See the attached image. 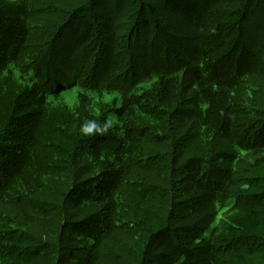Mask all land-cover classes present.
<instances>
[{
  "label": "trees",
  "instance_id": "obj_1",
  "mask_svg": "<svg viewBox=\"0 0 264 264\" xmlns=\"http://www.w3.org/2000/svg\"><path fill=\"white\" fill-rule=\"evenodd\" d=\"M42 1L0 0V264H34L45 249L50 264H59L67 233L78 244L65 261L98 264L102 245L120 232L135 250L125 247L130 264H264V90L253 80L264 78V42L256 52L244 42L248 0L231 9L229 0H165L167 11L194 29L199 53L175 69L165 59V70L128 88L123 77L113 78L116 67L122 68L113 58L110 72L98 71L94 82L93 73L86 76L107 54L92 22L85 21L82 31L97 39L90 67L88 60L74 57L63 78L50 72L48 55H28L45 33L37 18L46 8L37 14L35 7ZM53 36L56 43L60 33ZM51 74L57 87L50 86ZM76 85L83 91L75 112L62 103L49 104L50 95L59 100L54 94ZM89 89L121 91L119 106L100 103L96 117ZM109 115L120 123L107 135L79 133L85 119H99L102 127ZM190 124L204 153L212 154L210 161L206 154L207 161L191 168L184 162V138L192 129L182 131ZM218 145L226 150H216ZM184 169L196 178L193 185L213 196L212 219L192 230L201 252L178 242L155 254L154 246L170 236L178 218L179 195H187L182 193ZM153 171L164 178L152 181ZM145 180L152 187L171 185L177 197L165 201V193L160 204L153 202L154 190L144 188ZM40 197L43 210L36 211ZM64 205L80 213L94 211L65 221L57 213ZM52 213L57 214L51 219ZM40 218L46 222L42 242L32 236Z\"/></svg>",
  "mask_w": 264,
  "mask_h": 264
},
{
  "label": "rangeland",
  "instance_id": "obj_2",
  "mask_svg": "<svg viewBox=\"0 0 264 264\" xmlns=\"http://www.w3.org/2000/svg\"><path fill=\"white\" fill-rule=\"evenodd\" d=\"M229 1L233 3L232 6L228 7L229 9L238 6L237 2L239 0ZM248 2L247 21L243 26L242 35L246 47L256 52L257 48L264 42V0H248ZM37 3H39L38 0ZM35 7L37 14L40 12L39 9L46 8L44 12H41L42 14L46 13L44 15H39L37 18L38 24H44V28L41 30L43 32L45 31V33L41 43L35 44V46L29 50L28 55H33L34 52L41 58H46L48 55L47 57L50 59L52 69L50 72L56 74L58 77L64 75L63 78H65V76H68L70 72L67 68V64L70 63V59L72 60L74 57L78 58V61L88 60L85 66H91V59L98 44L95 36L92 34L86 36V33H82L86 25L85 21L94 23V27L98 26L100 29L99 37L105 40L107 48V54L104 53V62H99L95 70L88 69L85 71L86 76L91 73L94 74L90 82H94L95 79H97L98 71H101V73L105 71L110 72L109 69L112 67L111 58L114 60L113 63L117 62L115 63L116 65H122V68H120L119 65L118 68L116 67L114 70L116 75L113 78L117 79L123 77L124 82L122 83L128 88V86L134 84L139 79H144L145 76L152 73H160L165 70L167 66L175 69L177 64L181 63V61L183 64L192 63L193 59H195L199 53L197 40H195L194 35H192L194 29L189 27L181 16H174L169 13L165 5V0H44ZM72 12H76L74 15L77 14L78 17L76 16L77 18L75 17L72 19L74 16H71V14H73ZM142 16L145 18L141 20L140 18H142ZM67 18H70V20H67ZM77 22L82 24L76 26L77 24L75 23ZM69 23H72L73 26ZM75 29L77 35L74 32ZM55 33H60V37L56 43L52 41ZM81 35L82 38L77 39V37ZM83 36L88 40H84ZM52 43L55 45L51 47ZM39 44L42 45L38 46ZM133 57L136 59L135 61H132ZM165 59V63L170 61L166 64L167 66L163 63ZM52 74L50 86L57 87L59 84ZM253 80H255L257 87L264 90V78H253ZM116 81L120 80L117 79ZM73 87L80 88V86L77 85L72 86L54 95L60 99L61 93L70 92ZM88 91L98 92L96 89H89ZM119 92L121 93V91ZM193 127L194 124L193 126L190 124L187 125L185 129H182L184 132L188 131L190 128L192 129L190 131L191 135L187 134L184 138V146L188 152L186 153L184 162L189 168L196 162H201V159L202 161H207L204 160L206 154L208 157L206 159L210 161L209 157L212 155L209 154V152L204 153L205 149L203 145L198 144L199 139L196 138L198 136L193 132ZM215 149L221 152L226 150L225 147L220 145ZM161 164H163L162 167L165 168L168 164V160L162 161ZM184 165L183 167L186 168ZM185 171L186 169H184L182 193H187V195H179L178 208L176 211V216L178 218L175 219L174 225L171 227L170 236L167 238L165 237L167 240L164 238L154 246L153 249L155 254L169 252L173 249L172 245L178 242L182 243L188 249L196 250L197 253L201 252L198 250L201 246H199V244L196 245L193 241L194 232H192V230L198 225H206L212 219L210 213L212 212L213 196L210 191L203 189L200 185H193L191 182H195L196 178L192 176L187 177ZM160 174L159 171H153L148 174V177L152 181L158 180V182H160V179L162 180L164 178L161 177ZM193 174H196V172ZM246 175L247 173L244 172L241 176L244 177ZM147 183L148 180H145L146 185L144 188L154 190L150 193L153 195V202L160 204L165 193V201L177 197V195H175L177 190L171 185L163 184V186L152 187ZM43 200V197L36 200V202L40 204L36 208V211L43 210L41 203ZM173 200L176 202L175 199ZM46 202L49 203L48 201ZM243 202L246 201L244 200ZM193 204L197 207L196 211L190 210ZM69 207L64 205L57 211L62 217L61 219L65 221L71 218L81 220L86 214L94 211L93 208H88L83 211V213H80V211L74 210L72 205ZM67 208L69 210L68 212L72 214H68ZM57 213H52L50 215L51 219L55 217L54 215ZM45 223L46 222L40 218L37 231H34L33 234L31 233L32 236H35L38 238V241L41 242L46 239V236L41 234L42 228L45 227ZM42 238H44V240ZM41 242L38 243L40 244ZM77 244L78 242L74 241L72 234L70 235L67 233L65 245L64 247L62 246V249L59 250L57 255V259L60 261L59 264H62L63 260L65 261L68 253H70L69 250L73 249ZM126 246H130V249L133 247L131 239L126 233H117L115 238L106 240L101 247L102 255L98 264H130L131 256L127 255L128 253L125 250ZM132 250L135 251L134 249ZM43 252L45 254L37 258L34 264H50L51 258H49V256L51 253L47 252L46 249L43 250ZM202 257L206 263L208 261L207 258L205 256ZM65 264L68 263L65 261Z\"/></svg>",
  "mask_w": 264,
  "mask_h": 264
},
{
  "label": "clouds",
  "instance_id": "obj_3",
  "mask_svg": "<svg viewBox=\"0 0 264 264\" xmlns=\"http://www.w3.org/2000/svg\"><path fill=\"white\" fill-rule=\"evenodd\" d=\"M83 91L79 87H73L70 92L61 93L60 99L56 100L53 96L48 97V102L50 105H56L58 103L64 104L70 112H75L79 107L80 100L78 94ZM87 95L91 98L90 107L94 109V115L100 117V109L97 105L102 103L108 106H112L113 101L117 102L119 106L121 93L119 91H108L106 89H101L100 92L89 91ZM101 120L99 119H85L79 127V133L85 137H94L97 135L104 136L108 134L109 129H114L118 121L115 115H109L103 120V126L101 127Z\"/></svg>",
  "mask_w": 264,
  "mask_h": 264
}]
</instances>
